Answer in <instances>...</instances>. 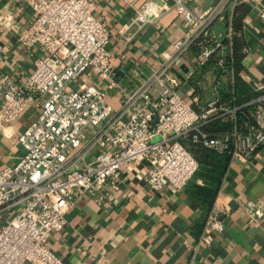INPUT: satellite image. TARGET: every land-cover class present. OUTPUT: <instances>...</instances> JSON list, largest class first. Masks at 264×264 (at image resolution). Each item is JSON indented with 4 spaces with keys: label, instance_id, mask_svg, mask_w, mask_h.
<instances>
[{
    "label": "built area",
    "instance_id": "1",
    "mask_svg": "<svg viewBox=\"0 0 264 264\" xmlns=\"http://www.w3.org/2000/svg\"><path fill=\"white\" fill-rule=\"evenodd\" d=\"M126 1L135 10L119 31L127 45L169 12L188 28L149 78L129 92L119 81L125 68L112 63L114 34L95 15L97 0H23L35 18L21 41L42 54L25 78L0 77V126L32 105L39 114L19 133L25 153L0 170V264H66L50 248L51 234L65 227L66 212L84 195L103 205L126 165H145V180L155 190L166 183L184 188L200 169L187 141L247 162L264 149V82H254L253 96L245 101L224 99L217 91L197 109L179 91L183 80L171 75L178 56L194 46L199 69L216 59L234 82L235 71L226 64L236 31L227 6L247 4L264 21V0H217L201 13L190 7L192 0ZM218 22L228 28L224 43L213 31ZM116 88L123 92L118 110L108 100ZM217 123L225 128L215 131ZM244 210L251 225L264 227V198L248 200ZM224 213L213 206L204 242L224 230Z\"/></svg>",
    "mask_w": 264,
    "mask_h": 264
},
{
    "label": "crops",
    "instance_id": "2",
    "mask_svg": "<svg viewBox=\"0 0 264 264\" xmlns=\"http://www.w3.org/2000/svg\"><path fill=\"white\" fill-rule=\"evenodd\" d=\"M216 1L192 0L190 7L201 13ZM236 6L229 4L227 13H233ZM134 13L126 0H97L95 15L114 34L112 63L117 69L125 68L119 81L127 92L149 78L163 62V52L173 51L175 42L188 32L185 22L169 12L156 24L146 25L127 45L119 31ZM34 18V10L23 0H0V77L12 74L21 80L34 69L42 50L21 41ZM235 31L245 40L241 72L245 87L240 91L236 77L232 82L217 63L211 61L199 69L194 46L174 63L171 75L183 80L179 91L197 109L214 99L217 91L224 99L246 100L248 92L253 93L252 84L264 82V21L258 11L251 8L243 20V33ZM187 75L191 79L186 80ZM122 93L120 88L109 93L116 110ZM38 114L32 105L14 122L0 126V170L25 153L18 136ZM224 128L220 123L213 127L215 131ZM145 167L126 165L119 187L103 205L84 195L66 212L65 227L49 239L50 248L66 264H264V227L251 225L244 210L248 200L264 198V149L250 162L231 158L224 167L219 163L203 166L184 188L166 183L155 190L145 180ZM214 205L225 212V228L206 243L202 234Z\"/></svg>",
    "mask_w": 264,
    "mask_h": 264
},
{
    "label": "trees",
    "instance_id": "3",
    "mask_svg": "<svg viewBox=\"0 0 264 264\" xmlns=\"http://www.w3.org/2000/svg\"><path fill=\"white\" fill-rule=\"evenodd\" d=\"M251 11V7L247 4H239L235 7L233 12V24L235 27V30L237 32L243 33V20L245 19V16ZM245 46V40L243 38V35L239 36L236 34L233 37V54L232 58H229L227 60V66L229 68H233L235 71V77H236V83L235 86L237 90H241V87L243 85L242 82V75L241 72L244 69L243 66V60L245 58L243 49ZM213 63H216V59L211 60ZM210 63V62H209ZM253 96L252 92H248L247 96H245V99H249ZM245 101L240 100V102ZM218 124V123H217ZM215 124V125H217ZM214 125V126H215ZM188 145L190 146L192 152L197 157V159L200 162V169L198 172L202 171L203 166L211 165L216 166V164H221L223 167L229 164L231 160V156L228 154H219L215 152L214 150L199 144V143H193L192 141H187ZM221 167V166H220Z\"/></svg>",
    "mask_w": 264,
    "mask_h": 264
},
{
    "label": "water",
    "instance_id": "4",
    "mask_svg": "<svg viewBox=\"0 0 264 264\" xmlns=\"http://www.w3.org/2000/svg\"><path fill=\"white\" fill-rule=\"evenodd\" d=\"M213 31L216 35V39L219 43H224L226 40L228 28L223 22H218L213 25Z\"/></svg>",
    "mask_w": 264,
    "mask_h": 264
},
{
    "label": "rangeland",
    "instance_id": "5",
    "mask_svg": "<svg viewBox=\"0 0 264 264\" xmlns=\"http://www.w3.org/2000/svg\"><path fill=\"white\" fill-rule=\"evenodd\" d=\"M2 222V220L0 219V223Z\"/></svg>",
    "mask_w": 264,
    "mask_h": 264
}]
</instances>
